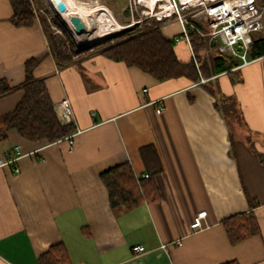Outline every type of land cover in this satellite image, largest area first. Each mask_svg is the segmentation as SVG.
I'll list each match as a JSON object with an SVG mask.
<instances>
[{"label": "crops", "instance_id": "crops-1", "mask_svg": "<svg viewBox=\"0 0 264 264\" xmlns=\"http://www.w3.org/2000/svg\"><path fill=\"white\" fill-rule=\"evenodd\" d=\"M13 15L11 1L0 0V80L21 85L26 61L38 59L34 76L45 82L54 106L70 100L76 131L49 142L11 129L0 141V157H11L16 147L22 154L0 166V264H39L59 244L65 264H264V163L258 155L264 154V55H247L248 64L241 60L231 73L210 78L241 108L245 124L236 128L233 144L218 99L200 81H161L98 49L59 67L39 19L18 26ZM161 31L172 38L183 27L173 21ZM175 51L183 62L194 58L184 38ZM23 94L0 95V114L12 112ZM147 146L156 148L163 167L152 176L159 197L112 208L101 174L130 164L147 183L141 155ZM252 202H258L260 233L233 245L223 221L248 212ZM203 210L205 226L193 232L191 222ZM137 245L145 250L134 251Z\"/></svg>", "mask_w": 264, "mask_h": 264}, {"label": "trees", "instance_id": "trees-1", "mask_svg": "<svg viewBox=\"0 0 264 264\" xmlns=\"http://www.w3.org/2000/svg\"><path fill=\"white\" fill-rule=\"evenodd\" d=\"M10 1L14 8L12 21L15 25L27 26L37 19L33 0ZM122 13L125 18L124 23H130L129 9L123 8ZM39 22L59 67L73 64L75 58L82 52L98 49L107 58L124 62L128 66H135L161 81L186 77L193 82H199L202 76L211 78L224 71L231 73V69L238 66L241 61L240 58L219 50L209 55L203 54L202 50L207 48L208 39L201 38L191 32L196 60L193 58L189 62H183L179 60L175 51L178 36L166 37L160 26L146 23L141 26L134 24L118 30L110 36L97 40L86 49H74L69 38L55 32L44 15L40 14ZM247 55L250 59L264 55V32L253 35ZM38 62L39 60L36 58L26 61V79L21 85L11 86L6 80H0V95H6L16 89H22L24 92L22 99L12 112L0 114V141L7 138L11 129L18 130L23 137L31 141L47 140L49 142L68 138L76 131L74 124H63L59 120L45 82L34 76ZM202 84L219 100V102L217 100V106L225 116L234 144L236 128L245 124L239 103L234 98L219 93L218 85L214 80L209 79ZM141 155L149 174L147 183H142L141 179H137L130 164L118 165L101 174V178L109 190L112 208L131 209L141 204L145 198L156 200L159 197L152 181V176L163 169L158 152L154 146H147L142 149ZM258 155L260 161L264 163V154L258 152ZM252 203L251 210L248 212L235 214L223 221L229 240L233 245L260 233L254 211L258 202ZM66 262L67 252L61 244L51 247L39 258V264H65ZM223 264L239 263L232 260Z\"/></svg>", "mask_w": 264, "mask_h": 264}, {"label": "built area", "instance_id": "built-area-1", "mask_svg": "<svg viewBox=\"0 0 264 264\" xmlns=\"http://www.w3.org/2000/svg\"><path fill=\"white\" fill-rule=\"evenodd\" d=\"M49 1L55 10L53 1ZM128 9L132 20L124 27L134 24L141 26L144 23L162 27L178 21L183 27V32L177 37V41L184 38L194 58L191 32L208 39L210 47L217 46L219 51L240 58L243 61L242 65L249 63L247 53L253 35L264 32V0H128ZM196 64L198 66L197 61ZM209 79L202 76L200 83H205ZM163 109L160 107L158 112ZM55 111L63 124H74L69 99H63L57 104ZM72 137L73 135L68 138ZM21 156L19 147H16L15 154L11 157H0V166L14 163ZM15 171L18 172L19 168L15 167ZM143 177L148 178L149 174L146 173ZM206 216L207 211L203 210L193 218L190 225L193 232L204 228ZM176 243L181 244L180 241ZM162 247L166 248V245L163 244ZM133 249L139 252L145 250L142 245L134 246Z\"/></svg>", "mask_w": 264, "mask_h": 264}, {"label": "rangeland", "instance_id": "rangeland-1", "mask_svg": "<svg viewBox=\"0 0 264 264\" xmlns=\"http://www.w3.org/2000/svg\"><path fill=\"white\" fill-rule=\"evenodd\" d=\"M73 1L77 2L80 5V7H84L82 9L86 10L90 14H86V12H82L80 14V12H77L76 9H72L70 5L68 9L72 11L71 12L72 14H79V16L83 19V21H85L87 17L88 18L87 21H89L88 23L91 26V29H94V27H96V23H95L96 20L102 19L103 16L101 17V15L104 14V11H102L101 9L103 7H106L110 11L114 19L118 21L122 26L123 25L127 26L129 24V22L126 21H125L126 23H124L125 18L123 17V13H122L123 8L124 9L128 8V0H73ZM33 6L36 10L37 18L39 19L40 14L44 15L47 18V21L50 24L51 28L55 30V32L63 36L66 35L69 38V40L72 42V44L75 47L74 49H86L92 44L96 43L97 40H99V39H95L93 41L91 40L90 42L85 43L81 39L76 38L72 34L70 28L62 21L60 15L51 7L49 0H33ZM87 9H92V13ZM131 20H132V16H131ZM101 38L104 37H100V39ZM207 48L205 50H202L203 54L205 55H209L212 52L219 50V47L217 46L210 48L209 44L207 45Z\"/></svg>", "mask_w": 264, "mask_h": 264}, {"label": "bare ground", "instance_id": "bare-ground-1", "mask_svg": "<svg viewBox=\"0 0 264 264\" xmlns=\"http://www.w3.org/2000/svg\"><path fill=\"white\" fill-rule=\"evenodd\" d=\"M63 1L65 2V4H67V9L69 8V5H70L72 9H76L77 12H80V14L82 12H86V14H90L86 10L82 9L84 7H80V5L73 0H63ZM87 10H89L92 13V9H87ZM101 10L104 11V14L101 15V17L103 16L102 19L96 20L95 22L96 27H94V29H91V26L88 23L89 21H87L88 18L86 17L85 21H83L85 25V27L83 28V32L81 34H77L75 32V27L71 22V16L73 15L71 13L72 11L68 9L65 12H60L57 8L55 9V11L62 18V21L70 28V30L72 31V34L76 38L81 39L85 43L90 42L91 40L93 41L95 39H100V37L111 35L115 33L116 31L124 28V26H122L119 22H117L114 19V17L111 15L110 11L106 7H103Z\"/></svg>", "mask_w": 264, "mask_h": 264}, {"label": "water", "instance_id": "water-1", "mask_svg": "<svg viewBox=\"0 0 264 264\" xmlns=\"http://www.w3.org/2000/svg\"><path fill=\"white\" fill-rule=\"evenodd\" d=\"M53 3L55 4L56 8L60 11V12H65L67 11V5L65 4V2L63 0H52ZM71 22L75 27V32L77 34H81L83 32V28H84V22L83 19L81 17H79V15L77 14H73L71 16Z\"/></svg>", "mask_w": 264, "mask_h": 264}]
</instances>
